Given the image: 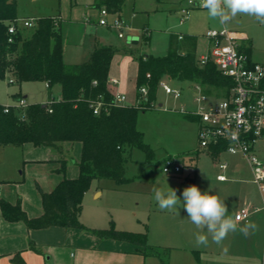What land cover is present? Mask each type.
Listing matches in <instances>:
<instances>
[{"label":"rangeland","instance_id":"1","mask_svg":"<svg viewBox=\"0 0 264 264\" xmlns=\"http://www.w3.org/2000/svg\"><path fill=\"white\" fill-rule=\"evenodd\" d=\"M198 1V0H197ZM14 3L15 11L20 19L31 17H44L60 15L64 7L68 12L71 9V0H9ZM187 0H126L122 19L128 28L126 37L119 38L117 30L111 28L107 34L108 40L102 43L113 44L119 48L127 46L135 48L143 55L164 56L168 52V41L171 33L194 34L198 38V57L207 54L211 41L207 36L209 30L221 31L223 29L244 32L248 43L252 46V60L264 63V24H260L254 17L238 15L228 24L222 25L207 15V10L201 7L190 9L187 19H182L178 7L186 6ZM114 14L108 16L111 20ZM101 14L98 11L93 19L98 20ZM65 17L62 27L65 37L64 59L70 64L86 61L93 51L94 36L85 30L80 22L69 21ZM25 28L24 30H31ZM146 30V31H144ZM138 38L132 43L131 38ZM126 65L132 59L131 54L122 53ZM122 62V59L119 63ZM124 66L122 84L119 90L123 93L128 89L135 92L134 80H130L129 66ZM168 85L181 91V96L166 93L161 86L156 107L141 111L137 117V127L143 132L144 140L156 154V160L147 161L146 153L138 148L132 150L131 158L127 163V180L119 183L111 178H100L92 182L83 198L82 221L99 228L114 226L118 230H126L147 235V242L151 250L160 251L162 258L168 264H264V220L254 219L256 229L245 237L239 231L230 233L218 245L208 236L207 246H197L195 235L201 230L197 229L187 218L183 207L179 212L161 211L154 201L152 188L167 186L176 189L180 196L183 189L196 185L202 192L217 195L224 200L229 215L235 218L237 211L243 207L253 205L254 210L262 209L264 214V195L254 182L253 176L242 171L239 175H231L229 171L227 182L217 179L218 171L214 160L205 149L195 151L199 147V121L191 113L183 110L197 112L201 104L207 106L215 103L221 97L216 93L201 104L195 101L201 91L190 81L173 79L164 80ZM22 95H26L27 103H50L52 93L44 81H28L22 84ZM16 84L0 78V104L12 105V93L20 90ZM58 91V90H57ZM57 95V94H55ZM130 101L127 100L126 103ZM35 154L44 155L50 149L44 146H33ZM68 163L75 164L81 158L82 144L75 143L69 147ZM22 147L8 145L0 148V177H19L20 170L25 171L26 161H23ZM192 151V152H191ZM27 152V151H26ZM173 153L181 160L184 157L183 171L180 174H168L163 171V157L166 153ZM190 154H187L189 153ZM223 152V158L229 156ZM264 162V150L258 153ZM158 158V160H157ZM159 159L161 163L159 162ZM162 159V160H161ZM235 161V158L232 159ZM199 165V169L196 166ZM3 174L5 176H3ZM5 188H12L5 184ZM182 199V197H181ZM253 223V222H252ZM206 234V230H205ZM165 250L169 252L165 256ZM155 264H161V259L154 258Z\"/></svg>","mask_w":264,"mask_h":264},{"label":"trees","instance_id":"2","mask_svg":"<svg viewBox=\"0 0 264 264\" xmlns=\"http://www.w3.org/2000/svg\"><path fill=\"white\" fill-rule=\"evenodd\" d=\"M125 1L95 0L94 5L118 14ZM19 18L14 3L0 0V78L18 85L19 89L24 82L44 81L52 99L46 107L40 102L18 107L17 103L23 99L18 90L13 93L16 103L9 105L8 111L6 105L0 104V146L32 143L50 147L62 155V171L67 163L65 142H81L82 155L78 177H65L50 192L41 190V215L29 216L20 200L15 204L2 200L3 216L9 221H23L32 229L86 228L101 238L141 245L146 252L160 257L161 264H168L160 251L148 248L144 233L118 230L114 226L87 228L81 222L84 195L96 179L126 181V167L134 148L143 150L148 162L156 160L154 150L137 127V117L141 111L156 107L161 82L167 78L190 81L202 86L207 95L216 93L215 96L224 97L234 81L214 62L199 63L198 38L194 34L171 33L164 56L143 55L135 48L97 42L86 61L69 65L64 59L65 37L59 16L37 18L31 30L19 29L9 41V24ZM241 49L251 57L250 44L244 42ZM119 53H129L138 61L136 104H114L109 74L113 58ZM143 86L147 87L146 95L140 91ZM99 101L103 107L95 113L94 105ZM224 148L221 144L208 151L214 156ZM32 247L36 249L34 244ZM168 254L165 250V256ZM12 259L17 264H26L19 252Z\"/></svg>","mask_w":264,"mask_h":264},{"label":"crops","instance_id":"3","mask_svg":"<svg viewBox=\"0 0 264 264\" xmlns=\"http://www.w3.org/2000/svg\"><path fill=\"white\" fill-rule=\"evenodd\" d=\"M94 3L95 0H71L70 11L68 12L67 8L65 11L64 7H62L59 15L61 20L65 21V17L69 16L67 20L80 22L83 24L85 30L89 29V32L94 36L93 47H95L97 42H103L100 36H102L104 40H108V37L105 36L109 34V31H112L111 28L100 25L98 20L93 19V16L97 14L98 11L100 12V9L95 7ZM124 6L122 11L116 14L121 18ZM181 8L180 6L178 7V13H180ZM131 56L132 59L127 65L125 59L122 58V53L114 56L109 77L117 78L118 83H109L112 91L118 92L116 89L119 90V86L122 84L121 82H123L122 76L125 65L127 68L129 66L130 70L128 74L130 80L133 78L134 86H136L138 61L133 55ZM121 59L122 62L119 63ZM20 88H22V86ZM19 91L21 92V89ZM15 92L16 91L13 93ZM57 93H59V90ZM123 93L126 94L127 100H130L128 103H126V100L125 104L131 105L137 103V87L133 93H131L129 89L123 91ZM23 98H26V95H23ZM13 101V104H15L16 101L14 97ZM75 143H64V156L67 158V163L63 171L61 170L62 162L60 159L62 155L52 148L48 147L50 149L49 153L46 152L44 155H37L38 153L35 154V150L32 148L35 145L32 143H25L22 146L13 145L22 147L23 161H26L28 168L25 171L20 170L19 174L21 175L19 177H0V264H17L13 261L12 257L18 252L21 253L26 264H155V262L149 261H152L154 258L158 259V256L152 255L148 251L146 252L143 246L135 243L112 238H101L86 228L51 226L42 229H32L23 221H9L3 216L1 209L2 200H7L13 204L20 200L23 209L31 217H36L43 213L41 190L50 192L65 177L76 178L79 176L80 168L78 161L80 159L74 161L75 164L68 163L67 152L69 149H65V147H69ZM2 147L5 146H0V148ZM263 150L264 138L257 144V155ZM195 151L199 152L200 148L198 147ZM205 151L209 153L208 150ZM223 152L227 151L224 150L214 156L209 153L214 160L216 171L219 172L218 175H226L229 171L233 176L239 175L244 171L250 176H253L251 167L241 154H229V156L224 159L222 155ZM187 154H190V152ZM169 157H175V154L166 153L161 157L163 163ZM176 158L182 164L181 171L176 173L180 174L183 171L185 158L183 157L182 160L177 156ZM233 158H235V161H232ZM216 160L227 162L228 167L225 170L220 169L216 165ZM198 166L199 165L196 166L197 169H199ZM3 176L5 175L3 174ZM218 180L224 183L229 181V178L227 177L226 180ZM5 184L11 185L12 188H5ZM252 217H255L256 220H264L262 209L253 210L248 221H237L235 218L234 219L239 225L243 226L246 223H254L255 220L251 219ZM81 222L87 228H99L95 227V225L86 224L82 221V218ZM33 244L36 249L32 247Z\"/></svg>","mask_w":264,"mask_h":264},{"label":"built area","instance_id":"4","mask_svg":"<svg viewBox=\"0 0 264 264\" xmlns=\"http://www.w3.org/2000/svg\"><path fill=\"white\" fill-rule=\"evenodd\" d=\"M198 6L197 0H187V5L182 6L180 14L182 19H187L190 9ZM101 18L99 24L110 26L117 30L119 38H125V29L128 28L125 22L116 14L113 15L106 8L100 9ZM37 18L17 19L9 24V41L13 35L22 28H33ZM211 41L207 54L199 58V63L212 61L223 72L224 75L232 78L234 85L227 96L221 97L217 102L203 106L210 95H207L202 86L196 85L201 91L195 97V101L201 104L199 111L192 112L183 110L184 113H191L197 116L199 121V148L210 150L212 147L224 144V150L230 154H241L249 164L253 172V180L264 195V163L256 153L258 142L264 138V63L255 62L241 49L242 41L248 40L244 32L223 29L221 31L209 30L207 33ZM109 83L117 84L118 79L109 77ZM164 90L175 98L181 96L179 89L173 88L165 81L161 82ZM141 93L147 94V87L140 89ZM114 104L125 105L127 100L125 93L114 92ZM28 103L21 99L18 107H25ZM103 107L102 102L94 105V112L99 113ZM6 106L5 110H9ZM223 150V151H224ZM216 165L225 170L228 163L216 160ZM182 164L176 157H169L163 164L162 169L168 174H176L181 171ZM218 179L226 180L225 174H219ZM253 206H246L235 214L237 221H248Z\"/></svg>","mask_w":264,"mask_h":264},{"label":"clouds","instance_id":"5","mask_svg":"<svg viewBox=\"0 0 264 264\" xmlns=\"http://www.w3.org/2000/svg\"><path fill=\"white\" fill-rule=\"evenodd\" d=\"M198 6L207 10L210 19L222 25L228 24L238 15L254 17L257 22L264 24V0H198ZM209 191L202 192L193 184L185 187L178 196L177 190L169 186L166 189L152 188L154 201L161 211L175 212L184 208L189 221L201 230L195 235L197 246H207L209 235L214 243L220 245L230 233L239 231L247 237L256 229L254 223L239 225L229 215L224 200L209 194Z\"/></svg>","mask_w":264,"mask_h":264},{"label":"water","instance_id":"6","mask_svg":"<svg viewBox=\"0 0 264 264\" xmlns=\"http://www.w3.org/2000/svg\"><path fill=\"white\" fill-rule=\"evenodd\" d=\"M137 41H138V38H136V37H133V38H131V41H130V42H132V43H137ZM42 106H43V107H46V106H47V104H46V103H44V104H42Z\"/></svg>","mask_w":264,"mask_h":264}]
</instances>
